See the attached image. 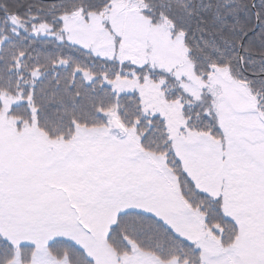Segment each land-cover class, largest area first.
<instances>
[{"label":"snow or ice","instance_id":"6c2138e0","mask_svg":"<svg viewBox=\"0 0 264 264\" xmlns=\"http://www.w3.org/2000/svg\"><path fill=\"white\" fill-rule=\"evenodd\" d=\"M0 264H264V0H0Z\"/></svg>","mask_w":264,"mask_h":264}]
</instances>
